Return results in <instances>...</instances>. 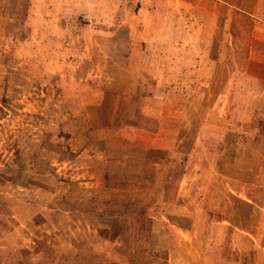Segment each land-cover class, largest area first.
I'll return each instance as SVG.
<instances>
[{"label":"rangeland","instance_id":"1","mask_svg":"<svg viewBox=\"0 0 264 264\" xmlns=\"http://www.w3.org/2000/svg\"><path fill=\"white\" fill-rule=\"evenodd\" d=\"M0 264H264V0H0Z\"/></svg>","mask_w":264,"mask_h":264},{"label":"trees","instance_id":"2","mask_svg":"<svg viewBox=\"0 0 264 264\" xmlns=\"http://www.w3.org/2000/svg\"><path fill=\"white\" fill-rule=\"evenodd\" d=\"M122 257H123V255H122ZM117 258H121V255L117 256ZM129 260H130V259H129Z\"/></svg>","mask_w":264,"mask_h":264}]
</instances>
